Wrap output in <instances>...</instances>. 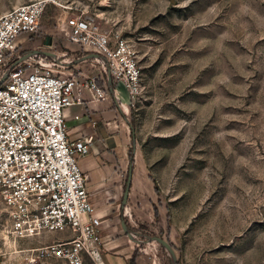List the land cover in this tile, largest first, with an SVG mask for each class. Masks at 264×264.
<instances>
[{"label":"rangeland","instance_id":"obj_1","mask_svg":"<svg viewBox=\"0 0 264 264\" xmlns=\"http://www.w3.org/2000/svg\"><path fill=\"white\" fill-rule=\"evenodd\" d=\"M33 1L0 0V15ZM49 1L37 33L19 38L18 58L105 79L106 63L69 42L75 17L136 52L129 151L181 224L173 256L152 239L165 264H264V0ZM6 226L0 206V264H62L30 251L66 233L14 243Z\"/></svg>","mask_w":264,"mask_h":264},{"label":"built area","instance_id":"obj_2","mask_svg":"<svg viewBox=\"0 0 264 264\" xmlns=\"http://www.w3.org/2000/svg\"><path fill=\"white\" fill-rule=\"evenodd\" d=\"M49 0H35L0 15V206L6 217L4 240L14 243L50 233L68 238L31 249L32 256L62 264H103L99 221L88 201L87 176L78 161L90 152L91 138L70 142L64 110L81 105L83 88L97 101L122 85L129 103L137 99L141 71L133 46L92 21L71 18L69 42L106 63L105 79L59 71L18 58L21 36H33ZM18 58V59H17ZM102 79V86L98 85Z\"/></svg>","mask_w":264,"mask_h":264},{"label":"crops","instance_id":"obj_3","mask_svg":"<svg viewBox=\"0 0 264 264\" xmlns=\"http://www.w3.org/2000/svg\"><path fill=\"white\" fill-rule=\"evenodd\" d=\"M81 94V105L64 110L66 136L70 142L91 138L90 152L79 159L78 165L87 176L88 201L100 223L102 263L165 264L164 248L153 243L151 235H161L176 254L181 244V224L175 210L170 214L163 205L151 170L137 163L129 151L127 91L122 85L113 86L102 101H97L89 89L83 88ZM109 138L114 142L112 148L106 143ZM40 239L33 241L38 243Z\"/></svg>","mask_w":264,"mask_h":264},{"label":"water","instance_id":"obj_4","mask_svg":"<svg viewBox=\"0 0 264 264\" xmlns=\"http://www.w3.org/2000/svg\"><path fill=\"white\" fill-rule=\"evenodd\" d=\"M6 77L4 76L3 79L0 81V84L3 83V81H5ZM101 135L102 137L106 138V135L103 133V131H101ZM106 143H107V146L109 148H112L114 147V142H113V139L109 138V139H106ZM153 240L161 243L163 245V247H165V249H167L168 253L173 256V252L171 251V248L168 246V244L165 242V241H162L160 239H157V238H152Z\"/></svg>","mask_w":264,"mask_h":264},{"label":"trees","instance_id":"obj_5","mask_svg":"<svg viewBox=\"0 0 264 264\" xmlns=\"http://www.w3.org/2000/svg\"><path fill=\"white\" fill-rule=\"evenodd\" d=\"M131 130H132V127H131ZM132 165H133V158L131 157L130 158V168H132Z\"/></svg>","mask_w":264,"mask_h":264},{"label":"bare ground","instance_id":"obj_6","mask_svg":"<svg viewBox=\"0 0 264 264\" xmlns=\"http://www.w3.org/2000/svg\"><path fill=\"white\" fill-rule=\"evenodd\" d=\"M19 42H20V40H19V39H17L16 43H19Z\"/></svg>","mask_w":264,"mask_h":264}]
</instances>
